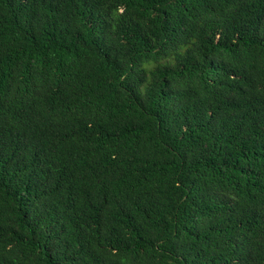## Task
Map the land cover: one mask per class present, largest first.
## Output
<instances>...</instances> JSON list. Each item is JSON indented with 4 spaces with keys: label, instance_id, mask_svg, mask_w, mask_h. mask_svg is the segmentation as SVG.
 I'll use <instances>...</instances> for the list:
<instances>
[{
    "label": "trees",
    "instance_id": "obj_1",
    "mask_svg": "<svg viewBox=\"0 0 264 264\" xmlns=\"http://www.w3.org/2000/svg\"><path fill=\"white\" fill-rule=\"evenodd\" d=\"M0 264H264V0H0Z\"/></svg>",
    "mask_w": 264,
    "mask_h": 264
}]
</instances>
